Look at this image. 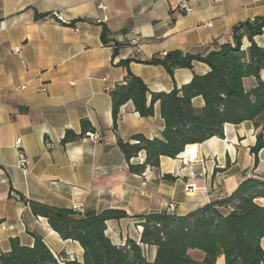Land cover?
<instances>
[{
	"label": "crops",
	"instance_id": "crops-1",
	"mask_svg": "<svg viewBox=\"0 0 264 264\" xmlns=\"http://www.w3.org/2000/svg\"><path fill=\"white\" fill-rule=\"evenodd\" d=\"M187 1L188 14L170 11L166 0H0V251L8 250L14 237L31 244L34 233L59 262L81 261L78 242L61 239L20 196L80 214L122 209L128 217L106 221L105 230L112 243L121 245L127 238L139 240L137 224L145 214L185 215L228 196L249 177L264 178V148L255 165L250 121L226 123L222 138L186 145L174 159L161 156L158 167L141 175L128 171L116 144L117 138L133 142L136 134L160 138L164 125L157 102L153 115L142 117L127 101L113 127L109 92L128 73L145 84L148 103L149 92H169L206 73L208 66L193 61L190 69L169 74L146 61L171 51L203 56L232 44L233 26L264 16V0ZM53 11L70 24L51 17ZM254 41L264 49V32ZM248 45L243 38L242 48ZM253 85L252 77L243 79L246 90ZM42 86L46 91H37ZM202 104L201 97L192 99L194 108ZM88 130L100 139L84 137ZM67 132L75 137L63 141ZM16 138L20 150L14 147ZM20 152L25 168L19 165ZM143 160L140 152L131 162ZM164 174L174 180L163 179ZM187 183L196 189L187 191ZM256 202L264 205L263 198ZM171 203L174 208L168 210ZM260 245L264 250V236ZM145 250L152 259L154 248ZM214 264H225L223 256Z\"/></svg>",
	"mask_w": 264,
	"mask_h": 264
},
{
	"label": "trees",
	"instance_id": "trees-1",
	"mask_svg": "<svg viewBox=\"0 0 264 264\" xmlns=\"http://www.w3.org/2000/svg\"><path fill=\"white\" fill-rule=\"evenodd\" d=\"M264 32V16L246 20L232 27V44H222L207 54L190 55L179 51L153 57L147 64L162 65L169 74L176 68L192 67L193 61L208 66L201 75L169 92H149L140 78L128 73L122 83L110 90L111 115L116 127L119 108L131 101L142 117L153 115V105H159L163 128L160 138L133 136V142L116 139L128 171L141 175L148 167H158L161 156L176 158L186 145L202 143L211 137H223L226 123L250 121L255 131L254 155L264 148V49L254 37ZM107 31L101 38L105 41ZM249 45L242 48V39ZM127 64V61L124 62ZM252 77L254 85L246 90L243 79ZM201 97L202 106L194 108L192 99ZM67 132L63 141L74 138ZM144 153L141 163L131 162ZM174 180L169 174L162 176ZM264 178L249 177L241 181L228 196L201 205L185 215L149 213L140 217L139 240L127 238L121 245L112 243L106 235V221L127 218L122 209L108 208L100 212L80 214L74 209L57 208L39 202L20 199L34 217H43L48 226L63 240L78 242L82 258L59 262L43 239L30 233L31 244H22L17 237L9 239V248L0 251V264H214L223 256L225 264H264L260 240L264 236ZM145 248H154L149 259ZM191 252H201L200 260Z\"/></svg>",
	"mask_w": 264,
	"mask_h": 264
},
{
	"label": "built area",
	"instance_id": "built-area-1",
	"mask_svg": "<svg viewBox=\"0 0 264 264\" xmlns=\"http://www.w3.org/2000/svg\"><path fill=\"white\" fill-rule=\"evenodd\" d=\"M166 1H167L168 8L170 11H180L184 14H188L191 11V8H190L187 0H166ZM100 7H102V6H100ZM50 16L62 24H70L69 22H67L64 19V17L62 16V14L60 12L53 11L50 13ZM13 51L18 52L19 48L15 47V48H13ZM37 91L45 92L46 88L44 86H42V87L38 88ZM84 137H87L92 141H97L100 139V134L96 131L88 130V131L84 132ZM21 144H22L21 139L16 138V140L14 142V147L17 150H20L21 146H22ZM47 145H49V144H47ZM19 165L21 168H25V165H26V158L24 157V155L21 152L19 153ZM188 176L194 177L195 174L193 171H190ZM185 189L187 191H193L196 189V187L191 183H187L185 185ZM167 208H168V210H173L174 205L172 203L168 204ZM73 209L76 210V208H73Z\"/></svg>",
	"mask_w": 264,
	"mask_h": 264
}]
</instances>
